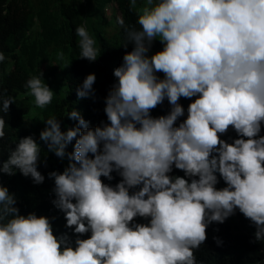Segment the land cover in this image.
Here are the masks:
<instances>
[{"label": "clouds", "instance_id": "obj_1", "mask_svg": "<svg viewBox=\"0 0 264 264\" xmlns=\"http://www.w3.org/2000/svg\"><path fill=\"white\" fill-rule=\"evenodd\" d=\"M130 10L137 26L125 32L134 47L104 98L108 122L90 127L75 109L66 116L78 124L67 131L54 115L40 119L48 152L68 160L48 177L74 244L68 233L54 234V218L20 214L15 195L0 184V264H197L209 225L237 210L264 242V0H130ZM75 31L80 58L95 62L96 41L85 26ZM155 41L163 48L150 55ZM96 79L87 75L78 98L95 96ZM25 87L40 110L56 94L43 74ZM182 97L196 99L177 126ZM165 99L170 111L153 117ZM13 103L0 93V111ZM6 126L0 117V140ZM230 129L239 137L231 143L221 138ZM40 155L32 136L19 139L0 173L43 184ZM174 168L184 176L171 175ZM113 172L122 178L115 186L102 179ZM221 178L226 186L218 188Z\"/></svg>", "mask_w": 264, "mask_h": 264}, {"label": "trees", "instance_id": "obj_2", "mask_svg": "<svg viewBox=\"0 0 264 264\" xmlns=\"http://www.w3.org/2000/svg\"><path fill=\"white\" fill-rule=\"evenodd\" d=\"M115 5L121 14L124 26L109 35L113 28L112 20L106 15L109 6ZM137 16L130 10V0H0V53L5 60L0 62V93L14 97L16 103L10 106L8 113L0 111V117L6 120L5 137L0 140V161H6L9 151L14 150L19 139L32 136L41 146L38 170L45 176L43 184H35L31 177L17 172L14 176L0 173V184L9 189L17 199L20 214L36 213L52 219L54 234L68 233L74 241L77 238L72 229L65 227L64 213L52 204L55 194L54 178L50 172L62 173L68 165L67 158L61 160L48 152L47 145L40 140L39 134L45 124L40 119L50 115L61 121L62 131L76 127L78 121L67 118L66 113L75 109L89 122L90 127L107 123L104 112V98L117 78L114 70L123 63V56L134 45L126 41L125 27L136 25ZM85 26L97 42L100 56L95 62L80 58L78 36L75 29ZM163 45L155 41L151 52L162 50ZM63 54V59H59ZM94 73L95 96L80 99L79 89L87 75ZM43 74L47 85L56 93L46 110L35 107L34 98L27 93V81L33 76ZM158 75L163 78L162 73ZM196 97L181 98L180 103L185 115L177 121L187 118V108ZM2 108V104H0ZM171 109L167 99L153 109L151 115H167ZM260 135L264 136V126ZM222 139L233 142L239 138L230 129ZM75 141L67 148L74 150ZM46 162V163H45ZM113 179L102 177L106 184L115 186L122 179L113 172ZM171 175L184 176V172L173 169ZM222 178L218 188L225 187ZM137 223H147L137 218ZM256 228L243 214L236 211L224 223L213 222L207 229V240L195 252L197 264H264V242L255 240ZM91 233L81 238H89ZM217 239L221 243H217Z\"/></svg>", "mask_w": 264, "mask_h": 264}, {"label": "rangeland", "instance_id": "obj_3", "mask_svg": "<svg viewBox=\"0 0 264 264\" xmlns=\"http://www.w3.org/2000/svg\"><path fill=\"white\" fill-rule=\"evenodd\" d=\"M137 4L138 6H142L143 0H137ZM106 15L109 19L113 21L112 24H114L113 28L108 29V34L114 35L118 31V29H120L121 27V24L119 23V20H121V14L119 13L118 10L116 11L115 5H111L106 10ZM96 45H97V42H96Z\"/></svg>", "mask_w": 264, "mask_h": 264}]
</instances>
